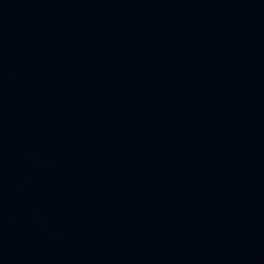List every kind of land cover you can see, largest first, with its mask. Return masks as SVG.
<instances>
[{
    "label": "water",
    "instance_id": "1",
    "mask_svg": "<svg viewBox=\"0 0 264 264\" xmlns=\"http://www.w3.org/2000/svg\"><path fill=\"white\" fill-rule=\"evenodd\" d=\"M0 264H264V0H0Z\"/></svg>",
    "mask_w": 264,
    "mask_h": 264
}]
</instances>
